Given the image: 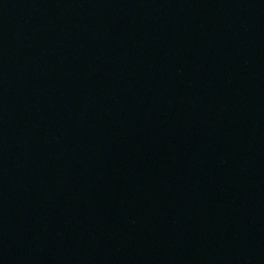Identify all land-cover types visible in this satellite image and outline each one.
I'll use <instances>...</instances> for the list:
<instances>
[{
	"label": "water",
	"instance_id": "water-1",
	"mask_svg": "<svg viewBox=\"0 0 264 264\" xmlns=\"http://www.w3.org/2000/svg\"><path fill=\"white\" fill-rule=\"evenodd\" d=\"M0 264H264V0H0Z\"/></svg>",
	"mask_w": 264,
	"mask_h": 264
}]
</instances>
